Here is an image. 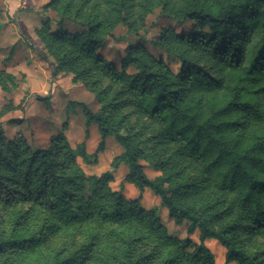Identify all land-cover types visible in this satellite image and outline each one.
I'll return each mask as SVG.
<instances>
[{
    "label": "clouds",
    "instance_id": "1",
    "mask_svg": "<svg viewBox=\"0 0 264 264\" xmlns=\"http://www.w3.org/2000/svg\"><path fill=\"white\" fill-rule=\"evenodd\" d=\"M262 37L264 0H0V220L39 237L0 226V264L68 229L71 264H264V191L217 172L264 129Z\"/></svg>",
    "mask_w": 264,
    "mask_h": 264
},
{
    "label": "trees",
    "instance_id": "2",
    "mask_svg": "<svg viewBox=\"0 0 264 264\" xmlns=\"http://www.w3.org/2000/svg\"><path fill=\"white\" fill-rule=\"evenodd\" d=\"M223 39V38H221ZM264 39V37H262ZM225 47V42H222L220 45V50L223 51ZM241 50H237L239 54ZM261 57H264V50L261 52ZM259 63V61H257ZM261 68H264V65H260ZM249 71H251V66ZM252 71H257L256 64L253 65ZM253 80H256V77H252ZM264 83V81H257V85H254L255 92L253 97L251 98L255 101L256 93H264V87H259L258 85ZM211 99H209V103L211 104ZM247 103V101H245ZM227 123L234 124L235 120H228ZM255 143H252L242 149L241 160L246 161L248 171H243V166L240 164L235 165V167L231 169L225 170L224 168H217V172L219 174V185L221 190L224 188L225 177H229V188L231 187V177L237 175V169H240V173L244 176H247L251 179V183L244 194V199L248 200V197L253 193L259 195L260 191H264V129L258 130L255 134ZM234 139V137H233ZM202 151L201 155L204 154V151H208L204 149V146H201ZM212 153L209 151V168H214L218 165L220 160L219 156H216L214 159L211 158ZM231 174V175H230ZM256 203L255 197L250 202L251 206H254ZM209 213L214 217H224L227 213L228 209L224 207V204L217 199L216 203L209 207ZM264 214V213H262ZM23 217L20 216L19 212H12L8 219L0 220V226L5 224L9 225L12 230L20 231L24 234L25 238H39L37 234V229L33 228L28 232H25L24 229L26 227L25 224L22 223ZM135 225L130 223L117 224L118 229H123L125 232L133 231ZM74 240L72 238V231L68 229L65 232H61L57 235L55 241L52 243V252L48 251V247L45 244L38 245L35 249L31 250L28 253H21L20 261L21 264L24 260H26L27 264H71L74 251ZM54 253V254H53ZM163 264H171L170 260H163Z\"/></svg>",
    "mask_w": 264,
    "mask_h": 264
},
{
    "label": "rangeland",
    "instance_id": "3",
    "mask_svg": "<svg viewBox=\"0 0 264 264\" xmlns=\"http://www.w3.org/2000/svg\"><path fill=\"white\" fill-rule=\"evenodd\" d=\"M25 73L27 74V70H25ZM32 85H33V88H38L40 86V81L38 78H34L32 80ZM207 247L211 248L212 247V244H208ZM28 262L26 260H24L22 262V264H27Z\"/></svg>",
    "mask_w": 264,
    "mask_h": 264
}]
</instances>
